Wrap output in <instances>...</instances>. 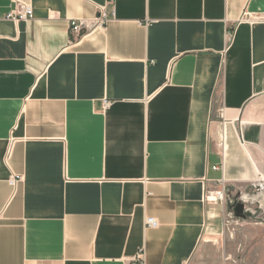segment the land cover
<instances>
[{"label": "crops", "instance_id": "crops-1", "mask_svg": "<svg viewBox=\"0 0 264 264\" xmlns=\"http://www.w3.org/2000/svg\"><path fill=\"white\" fill-rule=\"evenodd\" d=\"M260 176L264 0H0V264H249Z\"/></svg>", "mask_w": 264, "mask_h": 264}, {"label": "built area", "instance_id": "built-area-1", "mask_svg": "<svg viewBox=\"0 0 264 264\" xmlns=\"http://www.w3.org/2000/svg\"><path fill=\"white\" fill-rule=\"evenodd\" d=\"M111 3L114 0H109ZM7 20L14 22L30 21L34 18L33 8L18 3L16 7L7 15ZM109 22L106 14V9L102 8L98 17L92 20H73L70 23L71 32L73 35L81 36L84 33H90L97 29H102ZM108 102L105 101L104 108H107ZM217 169V168H216ZM22 181L21 177H13L10 181L12 187ZM216 200L226 202V190L216 192L214 195ZM246 197V199H244ZM236 203H243L245 205V214L249 220L256 218L259 222H264V178L259 177L249 184V192H240L236 200H231L230 205L234 206ZM239 219L235 217L233 211L228 213V224L238 222ZM240 221V220H239ZM146 227L156 229L159 223L155 218L146 219ZM128 264H147L146 251L141 249L134 257H132Z\"/></svg>", "mask_w": 264, "mask_h": 264}, {"label": "rangeland", "instance_id": "rangeland-1", "mask_svg": "<svg viewBox=\"0 0 264 264\" xmlns=\"http://www.w3.org/2000/svg\"><path fill=\"white\" fill-rule=\"evenodd\" d=\"M263 249L260 244L249 241V264H264ZM206 254L204 264H227V251L220 244L208 247ZM237 260L241 258L237 257Z\"/></svg>", "mask_w": 264, "mask_h": 264}, {"label": "water", "instance_id": "water-1", "mask_svg": "<svg viewBox=\"0 0 264 264\" xmlns=\"http://www.w3.org/2000/svg\"><path fill=\"white\" fill-rule=\"evenodd\" d=\"M230 210L234 212L237 219L246 220L248 218L245 214V205L243 203H236L231 206Z\"/></svg>", "mask_w": 264, "mask_h": 264}, {"label": "clouds", "instance_id": "clouds-1", "mask_svg": "<svg viewBox=\"0 0 264 264\" xmlns=\"http://www.w3.org/2000/svg\"><path fill=\"white\" fill-rule=\"evenodd\" d=\"M244 199H246V197Z\"/></svg>", "mask_w": 264, "mask_h": 264}]
</instances>
